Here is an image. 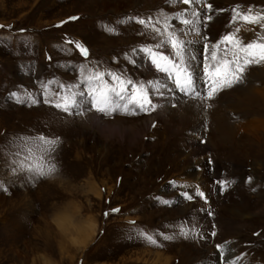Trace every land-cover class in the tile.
<instances>
[{"label": "rangeland", "instance_id": "obj_1", "mask_svg": "<svg viewBox=\"0 0 264 264\" xmlns=\"http://www.w3.org/2000/svg\"><path fill=\"white\" fill-rule=\"evenodd\" d=\"M180 7L188 6L174 0H0L4 26L0 28V264H157L159 255L169 260L167 264H211L215 258L206 254L218 252L217 244H232L242 260L253 255V263L258 264V252L264 249L263 99L242 105L248 110L231 120L234 125L249 123V135L258 143L227 133L223 140L212 141L186 123L169 126L148 120L139 133L129 131L123 141L116 127L120 123L112 124L118 116L104 115L107 125L99 127L84 107L79 115H66L42 102L43 84L78 83L79 69L86 65L122 72L139 82L156 80L155 68L151 65L156 72L152 73L136 59L141 49L156 43L151 34L138 33L140 41L126 34L134 41L131 45L117 49L110 45L118 44L122 29L140 26L135 18L161 13L174 17ZM239 7L264 12V0H247ZM116 11L118 18L113 17ZM190 14L191 9L186 15ZM212 22L202 29L209 44L218 43L236 27L230 20L216 41L206 31ZM104 25L115 31L110 33ZM240 27L245 42L255 38L250 26ZM69 39L89 49L88 59L67 43ZM193 40L195 55L200 51L202 56L204 39L194 36ZM202 61L203 56L191 62L197 77L203 75ZM263 72L264 64L251 66L239 84L241 93H249L252 86L264 91ZM231 90L218 95V109L231 111ZM14 92L21 97L30 92L41 102L18 103L11 96ZM232 97L230 101L239 99ZM215 108L194 106L189 116L203 120L206 127ZM156 125L158 130L152 133ZM40 135L59 138L54 158L40 160L34 151L25 159L30 146L25 140L35 141ZM36 164L45 170L55 164L56 172L40 177L29 170ZM202 168L207 181L193 185L204 194L214 192L215 199L189 201L178 191L185 190L179 170L193 173ZM221 181L227 184L222 186ZM247 203L254 205L251 225L228 214ZM180 226L191 229L186 237L179 234ZM141 231L157 236L162 246L149 245L139 237ZM160 233L174 238L165 241Z\"/></svg>", "mask_w": 264, "mask_h": 264}, {"label": "snow or ice", "instance_id": "obj_2", "mask_svg": "<svg viewBox=\"0 0 264 264\" xmlns=\"http://www.w3.org/2000/svg\"><path fill=\"white\" fill-rule=\"evenodd\" d=\"M175 3L188 6L181 10L180 14L170 17L169 14L161 13L159 17L135 18V23L143 27L147 34H151L156 40L153 46L145 47L140 51L144 52L150 59L151 65L156 72L163 74L175 90L188 100L199 101L204 108L212 107L209 102L215 101L218 95L232 89L239 84H243L248 69L253 65L264 64V12H253L251 7L241 9L236 6L232 9L231 22L236 27L224 35L218 43H208V38L203 35V28H206L214 19L218 10L213 8L209 0H174ZM191 9V14L186 15ZM76 20L78 17H70ZM132 20L133 18H129ZM176 20L187 29L177 32L175 25L170 21ZM123 23V21L121 22ZM240 25L250 26L254 39L245 42L239 35ZM61 25H57L60 27ZM0 25V28H3ZM109 32L115 29L105 26ZM258 30V31H257ZM189 35L202 37L205 41L203 52V75L199 77L206 85L204 91L197 87L198 77L191 62L197 60V56L189 52L188 46L191 40L185 39ZM68 44H74L79 54L88 59L89 49L80 43H75L71 39ZM201 65H196L200 67ZM80 79L75 84H64L61 82L49 81L42 85L44 104L62 111L66 115L81 114L82 103H88V110H95L107 116L124 114L139 115L151 114L158 109L156 96L163 97L164 90H170L169 85L158 80L139 82L126 77L122 72L100 70L93 65H87L79 69ZM12 97L18 103H28L35 105L39 101L32 93L21 97L17 93H12ZM155 126V125H153ZM28 147L29 159L35 152L39 153V159L45 160L54 158L58 148V137H47L40 135L35 141L25 140ZM40 177L55 174L56 165L50 164L45 170L42 164L29 166ZM250 182V178H249ZM222 186L227 182L221 181ZM189 201L194 197H200L207 202V197L201 191L196 190L193 194L184 193ZM165 204L168 201L164 202ZM113 211L119 212V209ZM105 215H108L105 213ZM211 215V213H209ZM131 223L135 224V221ZM190 228L179 227V234L187 236ZM139 237L144 239L149 245L161 247L157 236L146 232H139ZM163 240H172L173 235L159 234ZM212 236L216 233L213 231ZM217 251L224 264H237V260H229L226 253L231 249L224 245L217 244Z\"/></svg>", "mask_w": 264, "mask_h": 264}, {"label": "bare ground", "instance_id": "obj_3", "mask_svg": "<svg viewBox=\"0 0 264 264\" xmlns=\"http://www.w3.org/2000/svg\"><path fill=\"white\" fill-rule=\"evenodd\" d=\"M245 1H247V0H213L212 3L214 5V8H215V10H218V11H217V13H216V15H215V17L213 19L215 23L212 22V26L210 25L211 26L210 30L206 29V31L209 32L208 34H210L212 36V38H217L216 41H218V38L221 37V35H222V32L224 30V26L229 24V22L231 20L232 9L234 7H236V6H239V4H241V3L245 2ZM181 7L179 8V10H181ZM180 12H178L176 15L180 14ZM118 16H119V13L117 11L114 12L113 17H117L118 18ZM178 22H176V24H175L176 31L177 32L186 31L187 29L185 28V26H183V25L179 26ZM177 25H178V27H177ZM116 26H118V25H116ZM144 30L145 29L143 27H141V26H137V27L136 26H129V27H126V29H122V31H121L122 35L117 39V40H119L118 44H116L117 41H115L114 43L112 42L113 44H111L110 46H114L117 49L118 45H125V43H129L131 45L134 42V41H131L133 38L138 40V41H140V39H138V35L137 34L143 32ZM119 31H120V29H119ZM246 32H247V30H246ZM99 34H101V31L99 32ZM126 34H128L129 36L132 37V38L130 37L131 40L127 39ZM248 34H249V32H248ZM194 36L195 35H189V36L185 37V39L192 40V39H194ZM213 40L214 39H212V41ZM154 42H156V40H154ZM136 43H138V42H136ZM194 48H195V46H194V40H193L192 43L188 46L189 52L192 53V54H195L196 49H194ZM199 52L200 51H198V53L196 55L197 59H201L202 56H203V55L200 56ZM136 59L138 61L137 63L141 67H147L152 73L155 72L154 69L151 67V63L149 62L150 61L149 57L144 52L140 51V54L138 55V57ZM195 65L196 64H194V66ZM158 74H157V79L156 80H158V81H160L162 83L168 84L170 90H164V96L163 97H159V96L155 97V100L158 102V109H157L156 112H153L151 114H139V115H124L123 114L125 116V118H123V119L120 118V115H122V114L115 115V116H118V117H117V119H115V121L112 122V124L116 126L118 123H120L116 127H117V129L119 131L118 134H119V136L121 137V139L123 141L126 140L125 136H127L126 134L129 131H137L139 133L141 128H142V126L144 125L143 123L144 122L146 123V121L148 120L151 123L156 122L158 124V122H161L162 124L169 125V126H171L172 124H175V123H179V124L186 123V125H188V127L191 129V131L192 130L193 131H197L200 134L202 132V133H204L205 138H207L209 140H212V141H213V139H215L217 137H220V138L224 137L225 134L227 133L229 136H231L233 138H236V139H240V140H242L243 136H246L250 140L255 141L256 143H258V141H256L253 136L251 137L249 135L250 134L249 133L250 130H247V129L251 128V125L249 126V123L246 122L245 124L242 123V124H239V125H234V124L231 123V120L233 118L237 117L238 115H241L245 110H248V109L243 108L242 105H244V106L245 105H249V104H251V103H253V102L257 101V100H260V99L264 100V91H259L258 88H256L255 86H252L251 91L248 90L250 92L245 94V93H241V89L238 88L239 85L234 87V89L232 88V90L230 91V93H231L230 95L234 96L235 99L239 98L238 101H235V100L230 101V99L233 98L232 96H230V98H229V103L231 104V105H229V108H231L230 112H228V111H226L224 109L223 110L222 109H218V104L219 103L217 104V102L219 101V99L215 100L214 103H211L217 109L215 108L216 111H215L214 115H212L211 117L209 115L210 119L208 120V124L205 127L204 124H203V120L192 119L189 116V114H190L189 112H192L191 111L192 107L200 106L201 105L200 102L199 101H195V100H188L186 97H184L182 94H180L178 91L175 90V88L171 84L170 80H168L163 74H161V73L159 75ZM197 87L201 91H204V89H205L204 88L205 87L204 82L202 80L199 81V79H198ZM223 98H225V97H223ZM225 100H227V97H226ZM81 107H84V108L87 109V110L85 109L88 112L87 116L96 117V118H94V120H97L99 127H101L102 125H107L106 124V119L104 117V114L102 115V113H99V112L97 113L96 112L97 114L94 115L93 113L89 112V110H88L89 109V104L86 103V102L82 103ZM227 107H228V105H227ZM240 107H241V110H240ZM228 121L230 122L229 126H227V124H226V123H228ZM151 123L149 124L148 128H151ZM123 125H125V127ZM158 127L159 126L156 125V128H155V130L152 131V133L154 131H157ZM202 127H204V129ZM105 128L106 129L110 128V126L109 127L106 126ZM111 135L110 136L113 137V136H116L117 134L116 135L115 134H111ZM221 140H223V139L221 138ZM158 141H160V139ZM162 144L163 143H162V140H161V142L158 144L159 145L158 148L160 149V151H161V149H163L162 148ZM156 148H155V150H156ZM199 148H202V147H199ZM169 149H171V148H169ZM187 161H188V157L186 159H184L185 165H186ZM179 171L180 172L183 171L181 177L179 178V181H183V185H184V188H185V190L178 189V191H180V194L181 193L184 194V191H185V193L189 192V194H193L196 191V189H195L196 185H193L194 183L198 182V185H201V184H203V183H205L207 181V179L204 178L205 174H204V169L203 168L199 169L198 171L193 172V173L191 171H188V170H179ZM204 192L206 193L205 196L207 197V202H211V201H213L215 199L214 198L215 197L214 196V192L210 193L209 190H206ZM182 196H184V195H182ZM253 208H254V205L251 206V205H248V203H247L244 208L240 207V208H237L236 210H234V208L229 209L228 210V214L231 217H233V218L234 217H238L245 224L251 225V222L253 221L252 218H254V216L252 215V209ZM65 221H63L62 223H64ZM57 224L61 225V223H57ZM89 231H90V229H89ZM226 248L231 249V251L226 253V256L228 257L229 260H237V258H239L237 260V264H254L253 263L254 262L253 255H251V256L249 255V257H250L249 260L248 259H244V258L242 260L235 253L236 250H235L234 245L228 244V245H226ZM257 252L258 251H256L255 253H257ZM258 254L259 255L257 257V260H258V264H259L262 260H264V256H263L264 255V249H261V251L258 252ZM211 256H214L213 258H215V260L212 258L213 260L211 261V264H221V263H219V261H222L221 258H220V253L218 254V252L214 251L213 255L212 254L209 255V253L206 254V257H211ZM158 258L159 259L157 261V264H167L169 262V260H167L166 258L165 259L162 258L160 255H159ZM160 261H161V263H160ZM222 264H224V262Z\"/></svg>", "mask_w": 264, "mask_h": 264}]
</instances>
